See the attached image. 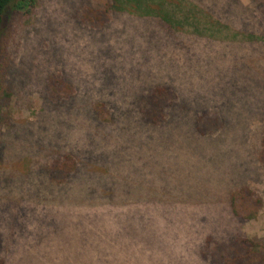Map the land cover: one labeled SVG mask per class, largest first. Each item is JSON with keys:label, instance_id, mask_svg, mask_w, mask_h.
Segmentation results:
<instances>
[{"label": "rangeland", "instance_id": "374dc122", "mask_svg": "<svg viewBox=\"0 0 264 264\" xmlns=\"http://www.w3.org/2000/svg\"><path fill=\"white\" fill-rule=\"evenodd\" d=\"M209 1H215L221 13L232 9V17L242 23L220 19L215 29L217 12L204 13L214 22L208 30L224 38L211 49L191 54L193 65L175 75L180 92L187 99L203 96L232 104V117H264V0H236L234 5L232 0ZM105 2L13 0L4 11L0 264H218V251L210 259L202 256L208 234L221 239L235 229L236 237H226H232L236 250V241L264 240L263 176L231 181L226 189L234 188L241 202L239 184L245 187L246 213L233 216L222 204V184L245 174L237 141L227 145V153H218L216 147L207 150L215 160L212 166L187 168L188 161L177 152L184 147L188 153L191 144L183 135L199 138L196 134L178 135L173 126L158 133L142 131L124 117L103 126L93 120L95 93H112L122 62H142L137 40H125L123 46L122 34L115 49L106 43L116 32L79 31L82 10L104 8ZM232 34L235 40L225 39ZM64 72L75 91L51 112L45 99L61 95L59 88H52L65 82ZM124 88L123 97L118 95L123 115L130 98ZM254 141L250 135L248 149ZM58 149L75 162L69 179L48 174L52 162L61 159L49 155ZM245 249L248 244L241 251Z\"/></svg>", "mask_w": 264, "mask_h": 264}, {"label": "trees", "instance_id": "16d2710c", "mask_svg": "<svg viewBox=\"0 0 264 264\" xmlns=\"http://www.w3.org/2000/svg\"><path fill=\"white\" fill-rule=\"evenodd\" d=\"M105 1L104 8L86 6L82 10L78 20L79 28L81 27L79 31L116 32V35H111L106 43L115 49L116 41L122 34L123 46L125 40L128 42L137 40L141 48L142 62L139 65L132 62L123 65L122 62L116 80L117 86L114 87L112 93H106L101 89L95 93L96 97L92 102L93 120L103 126L117 123L124 117L131 125L142 131L149 130V132L158 133L173 126L178 135L185 134V132H189L193 136L196 134L199 138L194 136V138L187 139V136L183 135L191 144L188 153L183 151L184 147L177 152L178 156L181 155V159L188 161L187 168L197 166L203 170L206 165L212 166L215 160L207 150L216 147L218 153H227V145L232 141H237L243 156L245 174L237 178H228L226 184L221 183L225 188H223L221 200L222 204L228 205L229 214L231 212L233 216H238L243 211L246 213L245 210L248 207L243 199V195L246 194L245 187L239 184L241 185L239 187L241 202L236 201L234 188H229L227 192L226 189L234 180L253 176L255 179L262 176L264 178V117L251 114L232 117L229 113L232 104H223L216 99L209 100V102L203 96L196 99L183 98L180 92L181 86L175 78L177 73L193 65L190 56L194 51H206V49L220 44L217 40L222 39L223 36L219 35L217 30H208L213 21L209 22L205 19L204 13L217 12L219 17L216 15V20L214 19L218 23L215 24V29H217L221 26L220 19L231 21L235 25L240 23L232 17V9L229 12L221 13L217 3L209 0ZM12 2L13 0H0V28L4 11ZM236 2V0H232L233 5ZM215 7L217 11L214 10ZM198 13L203 18L195 17ZM224 14L226 17H222ZM225 23L226 21H223L222 25ZM225 39L233 41L236 39V34L227 35ZM246 39L248 44L252 43L250 37ZM230 44L237 43L224 42V45ZM131 58L128 57V60L131 61ZM161 65L169 69L171 73L163 71ZM64 75L65 82L60 81L57 86L52 88V90L59 88L58 92L61 91L58 99H54L53 94L45 99L46 106L51 109V112L58 111L75 91L68 73L64 72ZM135 75L143 76L144 82L127 79V77ZM123 88L126 89L125 91L128 90L130 96L125 115H123V105L121 111H118V95L123 97ZM252 119L256 120L258 124ZM253 124L256 126L251 128ZM250 135L255 138V141L250 142L248 149L247 143ZM200 147L203 149H199ZM49 155H54V157L57 155L61 159L59 163L56 160L52 162V168L51 170L48 168V174L52 177H55L56 174L67 176L69 179L75 164L70 154L63 149H58ZM55 166L60 168L56 171L53 169ZM211 182L214 184L217 181ZM262 194H264V190H262ZM259 199L260 197H254V201L259 202ZM254 214L255 209L247 217H252ZM222 235L221 239H218L215 234L206 236L201 246L203 258H212V252L215 250L219 252L218 256L214 257L215 263L218 264H264V240L253 238L240 243L236 241L235 244L238 248L236 250L234 244L231 247L232 242L229 239L232 237H226H236L235 229L228 235L227 233ZM242 240L243 238L240 241ZM246 244L249 245V249L241 251L242 247H246ZM261 245H263V249Z\"/></svg>", "mask_w": 264, "mask_h": 264}]
</instances>
